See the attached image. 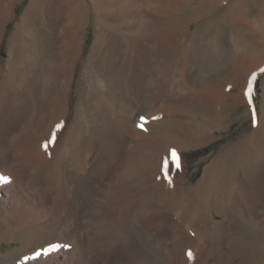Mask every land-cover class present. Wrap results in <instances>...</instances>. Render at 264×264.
I'll return each mask as SVG.
<instances>
[{
    "label": "rangeland",
    "instance_id": "374dc122",
    "mask_svg": "<svg viewBox=\"0 0 264 264\" xmlns=\"http://www.w3.org/2000/svg\"><path fill=\"white\" fill-rule=\"evenodd\" d=\"M79 1L37 0L27 16L31 0H3L0 170L48 195L47 236L85 241L100 263L264 264V65L252 98L240 86L264 62V3L246 34L244 0H134L126 24L106 0ZM52 9L76 12L72 40ZM14 236L0 218V258Z\"/></svg>",
    "mask_w": 264,
    "mask_h": 264
},
{
    "label": "bare ground",
    "instance_id": "6f19581e",
    "mask_svg": "<svg viewBox=\"0 0 264 264\" xmlns=\"http://www.w3.org/2000/svg\"><path fill=\"white\" fill-rule=\"evenodd\" d=\"M11 0H8V4ZM37 0H31V3L29 5V10H28V15L29 16L31 14V9L34 7V4L36 3ZM50 1V0H49ZM61 1V0H60ZM64 1V0H63ZM73 0H66V5L69 6V4H72ZM107 1V2H106ZM105 4L106 7H109L110 5H116L118 11H120L117 20H115L116 22L120 21L122 22L121 24H126L128 22V19L130 17L129 12L133 11L134 9L131 7V4L133 3L134 0H113L114 2L112 3V0H106ZM140 1V0H139ZM206 2L205 0H202V2ZM222 1V0H221ZM220 1V2H221ZM230 1V0H229ZM243 0H235V3H241ZM76 2V1H75ZM126 2H129L126 3ZM141 2V1H140ZM148 2V1H147ZM152 2V1H151ZM232 4H234V0L231 1ZM53 3V2H52ZM79 3L82 5L86 4V0H80ZM146 3V2H145ZM156 3V2H154ZM236 3V5H237ZM264 3V0H244L243 1V6H242V11L241 13V19L240 21L236 24L237 27H239V30H242L243 32H245L246 34L251 31L250 27H252V25H250L251 21V17L254 16V14L256 13L255 10H257L259 8V6H261ZM128 4V5H127ZM135 4V3H134ZM139 4V3H138ZM137 4V5H138ZM230 4V3H229ZM238 4V5H239ZM10 5V4H9ZM55 5V4H54ZM60 5V4H59ZM145 5V4H144ZM234 5V6H236ZM264 5V4H263ZM6 6V5H5ZM52 6V4H51ZM76 6V4H75ZM104 6V5H103ZM133 6V5H132ZM155 6V4H154ZM3 7V0H0V12L4 13L5 9L2 10ZM11 7V6H10ZM66 7V6H65ZM143 7V6H142ZM238 7V6H236ZM262 7V6H261ZM4 8V7H3ZM6 8V7H5ZM159 8V7H158ZM232 8V7H231ZM235 8V7H234ZM233 10H236V8ZM152 9V8H151ZM165 9V8H163ZM213 9V8H212ZM7 10V9H6ZM158 10V9H157ZM226 10V9H225ZM240 10V9H239ZM3 11V12H2ZM68 11V10H67ZM108 11V10H107ZM163 11V10H161ZM10 12V11H9ZM64 12V11H63ZM62 12V13H63ZM71 12V11H70ZM75 12V11H74ZM73 12V13H74ZM109 12V11H108ZM174 12V11H173ZM237 12V11H236ZM59 9L53 10L51 14H53V18H51V21H53L51 24L52 26H55V34L60 36L59 33V29L61 27H63L64 31H66V29L69 31V33L65 32L66 35L64 37H70V39L72 40V35H69L72 33V30H74L75 24L77 25L75 19V14H71L70 18L69 16L66 17V19H62V16L58 15ZM65 13V12H64ZM210 13V12H209ZM212 13V12H211ZM239 13V12H238ZM11 14V13H10ZM51 14L49 13V15L51 16ZM133 15H135L134 13H132ZM233 14V13H232ZM257 14V13H256ZM262 14V13H261ZM205 15V14H204ZM26 16V17H27ZM65 16V15H64ZM111 16V15H110ZM200 16H203L202 13ZM11 17V15L8 14V19ZM15 17V15H13V18ZM113 17V16H112ZM133 17V16H132ZM198 17V16H196ZM233 17V16H230ZM262 21H263V25L261 27L263 32H264V16L262 15ZM7 18V17H6ZM12 18V17H11ZM257 18V17H256ZM255 18V19H256ZM5 19V18H4ZM53 19V20H52ZM64 20L63 22L61 21ZM101 19V18H100ZM114 19V18H113ZM193 19V18H192ZM230 19V18H229ZM254 19V20H255ZM6 20V19H5ZM10 20V19H9ZM26 20V18H25ZM79 20V19H78ZM130 20V19H129ZM144 20V19H143ZM205 20V19H204ZM27 21V20H26ZM61 21V22H60ZM152 21V20H151ZM202 21V20H201ZM8 22V20H6L4 22V24L6 25V23ZM111 22V21H110ZM119 22V23H120ZM145 22H146V30H145V35H147L148 40H150V38L154 35L153 31L151 30V24L149 23V19L145 18ZM230 22V21H229ZM260 22V21H258ZM25 23V22H24ZM31 23V22H30ZM44 23V22H43ZM200 23V22H199ZM32 24V23H31ZM153 25V24H152ZM232 25V23H231ZM19 26V25H18ZM127 26V25H126ZM144 26V25H143ZM77 27V26H76ZM127 28V27H126ZM232 28V27H231ZM234 28V27H233ZM232 28V29H233ZM78 29V28H77ZM132 29V28H131ZM252 29V28H251ZM260 29V28H259ZM3 30V29H2ZM254 30V29H253ZM64 31H62V33H64ZM238 31V30H237ZM234 31V32H237ZM137 32V31H136ZM139 32V31H138ZM158 32V31H157ZM232 32V30H230V33ZM240 32V31H239ZM47 33V31H46ZM242 33V32H241ZM243 34L246 35V34ZM130 34V33H128ZM238 34V33H237ZM56 35H51L52 38L51 39V45L50 48H54L55 50L59 48L58 45V39ZM157 35V34H156ZM231 35V34H230ZM47 37V35H45ZM159 36V35H158ZM157 36V37H158ZM227 36V35H226ZM236 36V35H234ZM239 36V35H238ZM62 37V36H61ZM230 37V36H229ZM238 38V37H237ZM236 38V39H237ZM242 38V37H241ZM239 39L240 44L241 41H243L242 39ZM246 38V37H245ZM262 38V37H261ZM48 37L45 40V44L49 45V40ZM64 39L63 37L60 38ZM69 39V40H70ZM161 39V38H160ZM231 39V38H230ZM234 39V40H236ZM67 40V39H66ZM68 40V41H69ZM70 40V41H71ZM152 40V39H151ZM155 40V39H154ZM153 40V41H154ZM224 40V39H223ZM222 40V42H223ZM233 40V41H234ZM246 40V39H245ZM244 40V41H245ZM156 41V40H155ZM232 41V40H231ZM243 41V42H244ZM48 42V43H47ZM62 42L67 43V41L62 40ZM150 42V41H149ZM148 42V45H149ZM247 42V41H246ZM61 43V42H60ZM69 43V42H68ZM73 43V42H72ZM245 43V42H244ZM71 44V43H70ZM231 44V43H229ZM53 45V46H52ZM69 45V44H68ZM74 45V43H73ZM71 45V46H73ZM78 45V44H77ZM75 44V46H77ZM214 45V44H213ZM226 45V44H225ZM70 46V45H69ZM70 46V47H71ZM169 46V45H168ZM232 46V45H231ZM230 46V47H231ZM62 50L63 47H65L62 45ZM60 47V48H61ZM69 47V48H70ZM158 47V46H157ZM219 47V46H218ZM229 47V46H228ZM240 47V46H238ZM47 48H49L47 46ZM59 48V49H60ZM68 49V47H66ZM73 48V47H72ZM75 48V47H74ZM79 47L77 46V48H75L74 50L78 49ZM149 48V47H148ZM216 48V47H215ZM242 48V47H241ZM66 49V52H67ZM81 49V48H80ZM54 50V51H55ZM72 50V49H71ZM70 50V51H71ZM73 50V51H74ZM79 50V49H78ZM153 50V49H152ZM69 51V52H70ZM64 52V51H61ZM67 52V53H69ZM221 52V51H220ZM264 52V51H263ZM65 53V52H64ZM62 53V54H64ZM215 53V52H214ZM260 53V52H259ZM76 54V53H75ZM236 54V53H235ZM238 54V53H237ZM251 54L249 53V56ZM260 55V54H259ZM71 56V55H70ZM244 56V55H243ZM256 57V56H255ZM259 57V56H258ZM57 58V57H56ZM63 59V58H62ZM252 59V58H250ZM70 60V59H69ZM139 60V59H138ZM253 60V59H252ZM262 60V59H261ZM64 61V60H63ZM259 61V60H257ZM62 62V61H61ZM247 62H250V60ZM68 63V62H67ZM243 63V62H242ZM254 63V62H252ZM66 64V63H65ZM241 64V62L239 63ZM248 64V63H247ZM246 64V65H247ZM258 64V62L254 63V65ZM261 65L257 68H254L253 70H251L248 66V70L250 69V71H248V73L242 75L240 77V86L242 84V87L245 88L247 90V88L251 89V98H252V94H253V90H254V85L256 83V79H253V74L254 72L259 69L261 66L264 65L263 63H260ZM252 65V64H251ZM250 65V66H251ZM138 66V64H137ZM243 66V65H242ZM61 69V68H59ZM141 70V69H140ZM142 71V70H141ZM243 71V70H242ZM245 71V70H244ZM244 73V72H243ZM242 73V74H243ZM139 72L138 70L135 71V73L133 74V80L135 82V80L137 79V77L139 76ZM236 78V77H235ZM238 78V77H237ZM133 82V81H132ZM238 84V83H237ZM239 86V84H238ZM238 86H235L238 88ZM236 88V90H237ZM240 88V87H239ZM241 88L240 90L242 91ZM244 90V89H243ZM215 91V90H214ZM243 95H241L242 98H246L245 97V91ZM238 93V91H237ZM241 93V92H240ZM247 93V92H246ZM236 94V93H235ZM240 95V94H239ZM229 96V95H228ZM133 97V96H132ZM203 98V97H202ZM220 99V98H218ZM235 100V99H234ZM239 100V99H238ZM241 100V98H240ZM247 102V101H246ZM249 102V101H248ZM42 103V102H41ZM65 105V104H64ZM21 107V106H20ZM26 107V106H24ZM58 107V106H57ZM63 107V106H62ZM19 109V108H18ZM26 109V108H25ZM29 109V108H28ZM61 108H59L60 110ZM55 110H58L57 108ZM63 110L64 107H63ZM63 110L62 113H63ZM60 111V112H61ZM19 112V111H18ZM25 112V111H23ZM14 113V112H13ZM18 114V113H16ZM53 114V113H52ZM23 115V114H21ZM26 115V114H25ZM64 115V113H63ZM16 116V115H15ZM20 116V115H19ZM59 116V115H58ZM264 116V115H263ZM22 117V116H21ZM42 117V116H41ZM53 117V116H52ZM57 117V116H56ZM43 118V117H42ZM160 118V117H159ZM22 119V118H21ZM54 119V118H53ZM62 119V118H61ZM158 119V118H156ZM17 118H13V120L11 121L13 124V127L10 125H8V127H6L5 131H10L13 128H16L15 123L18 122L16 121ZM45 120V119H43ZM48 120V119H47ZM57 120V119H56ZM42 121V120H41ZM61 121V120H60ZM158 122H160L159 120H157ZM164 121V120H163ZM37 122V121H36ZM45 122V121H44ZM154 122H156L154 120ZM19 123V122H18ZM129 123V122H128ZM132 123V122H131ZM153 124V122H151ZM157 123V122H156ZM43 124V122H42ZM45 124V123H44ZM134 124V123H133ZM151 124V125H152ZM155 124V123H154ZM262 124V123H261ZM151 125H149L151 127ZM41 126V125H40ZM133 126V125H132ZM153 126V125H152ZM155 126V125H154ZM35 127V126H34ZM24 143V142H22ZM25 144V143H24ZM31 144V143H30ZM23 145V144H22ZM24 146V145H23ZM22 147V146H21ZM26 149V146L24 147ZM23 149V148H22ZM9 153V151H8ZM7 158V157H6ZM258 166V165H256ZM20 168V167H19ZM255 169V168H254ZM8 170H0V177H7L6 180L4 179H0V218L2 221V227L4 229H11L13 230V232L15 233V236L13 237L14 239H18L22 241V244L19 248L14 249L13 251H11L10 255H5L2 256L0 258V264H103L102 262L100 263L98 261V255L94 252V251H89L86 249L85 247V241H75L74 244L72 243H68V239H71L70 235L69 237H67V239H59L56 237H52L51 234H49L50 236H47L48 234L45 233V230L48 228H46V226L48 225V221L44 222V213H45V206L48 203V195H44L42 196V198H44L43 200H41L39 203H37V201L35 200V196L34 194H30V193H25L23 189H21L18 184V179L12 177L11 175H9ZM11 174V173H10ZM22 178V177H21ZM25 178V177H24ZM29 180V179H28ZM31 192V191H30ZM34 192V190H33ZM48 197V198H46ZM37 199V198H36ZM41 199V198H40ZM50 200V199H49ZM71 203V202H70ZM76 204V203H75ZM78 204V203H77ZM48 205V204H47ZM68 208V207H67ZM50 209V208H49ZM70 209V207H69ZM68 211V210H67ZM72 211V209H71ZM74 211V210H73ZM47 214V213H46ZM68 214V213H67ZM71 215V214H70ZM56 216V215H55ZM77 216V215H76ZM167 216V215H166ZM58 217V216H56ZM55 217V218H56ZM168 217V216H167ZM163 217L160 218L161 221L165 220ZM63 219V218H62ZM61 220V218H60ZM77 220V219H76ZM170 220V219H169ZM53 221V220H52ZM166 221V220H165ZM167 222V221H166ZM53 223V222H52ZM73 223V222H72ZM70 223V224H72ZM75 223V222H74ZM77 224L79 223V221L76 222ZM60 224V223H59ZM73 226V225H71ZM80 226V225H79ZM76 227V226H75ZM56 228V227H55ZM78 228V227H77ZM54 229V228H53ZM52 229V230H53ZM55 232V231H53ZM76 232V231H75ZM52 233V232H51ZM73 233V232H72ZM188 239V238H187ZM68 240V241H66ZM56 242H59L57 245L55 244ZM69 244V245H68ZM55 245V247H53ZM40 253L39 256L36 255V253ZM171 256V255H170ZM178 256V255H177ZM181 256V255H180ZM183 256V255H182ZM101 259V258H99ZM102 261V260H101ZM104 261V260H103ZM172 262V261H171ZM175 262V261H174ZM172 264V263H171Z\"/></svg>",
    "mask_w": 264,
    "mask_h": 264
},
{
    "label": "snow or ice",
    "instance_id": "6c2138e0",
    "mask_svg": "<svg viewBox=\"0 0 264 264\" xmlns=\"http://www.w3.org/2000/svg\"><path fill=\"white\" fill-rule=\"evenodd\" d=\"M260 71H261V72H264V68L260 69ZM255 75H256V74L254 73V74H253V79H255ZM250 95H251V89H249V96H250ZM46 146H47V145H45V147H46ZM172 155H173L174 159H176L177 167H179V158H178V155H177V153L175 152V150H173ZM0 179H4V180H6L7 177H0ZM53 247H55V245H54ZM188 254H189V256L192 255L191 252H189ZM36 255L39 256L40 253L38 252V253H36Z\"/></svg>",
    "mask_w": 264,
    "mask_h": 264
}]
</instances>
